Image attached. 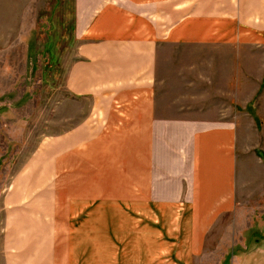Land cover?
Segmentation results:
<instances>
[{
    "label": "crops",
    "instance_id": "obj_1",
    "mask_svg": "<svg viewBox=\"0 0 264 264\" xmlns=\"http://www.w3.org/2000/svg\"><path fill=\"white\" fill-rule=\"evenodd\" d=\"M74 31L89 108L0 173V264H264V0H75ZM169 47L205 50L169 62L202 116L163 108Z\"/></svg>",
    "mask_w": 264,
    "mask_h": 264
},
{
    "label": "rangeland",
    "instance_id": "obj_2",
    "mask_svg": "<svg viewBox=\"0 0 264 264\" xmlns=\"http://www.w3.org/2000/svg\"><path fill=\"white\" fill-rule=\"evenodd\" d=\"M74 28L75 0H0V173L7 178L44 146L47 137L72 127L88 111L87 100L71 95L65 86L67 67L77 44ZM191 54L197 59L186 57ZM205 54L204 49H166L163 66L167 70L161 80L165 110L173 114L193 111V115H203L205 105L184 103L181 107H172L168 104V99L179 91L174 87H180L169 62L197 60L200 70L204 67ZM184 77L187 78L182 82L185 88H194L193 93L197 89V94L203 91L204 83L197 75ZM189 78L193 81L188 82ZM181 93L188 95L189 90ZM181 101L205 100L187 96ZM246 141L251 147L264 149V139L247 138L245 146L249 147ZM261 221L255 218L254 225ZM223 236L217 232L211 234L214 247ZM227 237L231 239V235ZM220 252H215L213 264H219ZM231 253L232 248L228 257Z\"/></svg>",
    "mask_w": 264,
    "mask_h": 264
}]
</instances>
